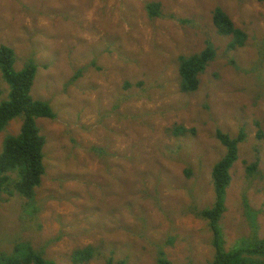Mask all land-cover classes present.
Segmentation results:
<instances>
[{
    "label": "rangeland",
    "instance_id": "374dc122",
    "mask_svg": "<svg viewBox=\"0 0 264 264\" xmlns=\"http://www.w3.org/2000/svg\"><path fill=\"white\" fill-rule=\"evenodd\" d=\"M152 2L162 3L160 17L148 12ZM218 6L248 33L243 48L218 34ZM209 43L215 61L196 92L182 93L179 58ZM3 45L16 71L37 65L31 95L57 116L36 120L47 139L37 218L23 221L19 194H0V252L29 240L56 264H73L89 245L98 255L88 264H158L163 247L175 264H209L212 232L194 212L215 204L213 168L227 153L218 130L247 135L220 223L225 249L255 231L264 238V3L0 0ZM9 91L0 71V105ZM22 124L17 117L0 133V153ZM179 124L194 133L173 135Z\"/></svg>",
    "mask_w": 264,
    "mask_h": 264
},
{
    "label": "trees",
    "instance_id": "16d2710c",
    "mask_svg": "<svg viewBox=\"0 0 264 264\" xmlns=\"http://www.w3.org/2000/svg\"><path fill=\"white\" fill-rule=\"evenodd\" d=\"M239 1V0H230ZM264 3V0H257ZM161 2L148 4V12L151 17L162 15ZM172 16V15H171ZM212 21L219 35L231 37L230 50L243 48L249 39L248 33L237 27L229 14L220 6L216 7L212 13ZM264 49L262 48L261 51ZM217 51L212 44H208L205 49L190 56L179 58V73L181 77L182 93L196 92L201 84V75L207 70L210 63L215 61ZM16 60L15 51L7 46L0 48V71L9 86V100L0 105V133H2L9 123L17 117H23L21 131L17 136H9L5 140L3 151L0 153V194L7 196L4 201L19 194L23 200L24 215L23 221H31L37 218L40 207L37 206V189L42 184V178L46 174L47 168L44 163L46 138L40 134L36 124L38 118L55 119L56 113L49 102L37 100L31 95V89L37 73V65L31 61L24 69L16 71L14 68ZM262 62H260V65ZM258 65V64H257ZM78 75H82L78 71ZM74 80V78H73ZM130 89V84L127 83ZM143 86V83H137ZM259 125V123H257ZM192 129H188L182 124L170 128V132L175 136H182ZM194 133V130H192ZM246 132L241 130L236 137L217 131V138L226 148V155L213 168V184L215 187V204L203 209H195V216L205 220L212 232V245L214 247V257L209 264H264V238L259 239L255 231L251 238L244 239L242 244L236 245L231 250L225 249L223 229L220 225L222 217L227 212L226 194L232 182L231 169L238 160L239 145L246 140ZM259 136L264 134L259 130ZM97 152L108 156V151L95 148ZM257 160L249 167L253 173L258 168ZM193 172L192 169H189ZM190 175V171H187ZM36 201V202H35ZM255 229V225H253ZM252 239H255L253 242ZM172 242L168 241V244ZM165 249L158 250V264H175L167 258ZM95 246L89 245L77 249L71 256L73 264H88L98 255ZM0 264H56L53 260L47 259L41 251L31 245L30 241H23L15 244L9 251L0 252ZM108 264H113L110 260ZM118 264H126L120 261ZM192 264V263H189Z\"/></svg>",
    "mask_w": 264,
    "mask_h": 264
}]
</instances>
